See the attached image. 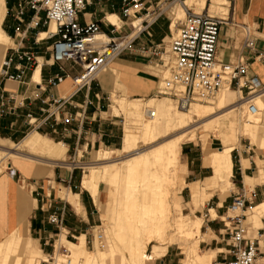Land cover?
<instances>
[{
	"label": "crops",
	"instance_id": "0c3cea01",
	"mask_svg": "<svg viewBox=\"0 0 264 264\" xmlns=\"http://www.w3.org/2000/svg\"><path fill=\"white\" fill-rule=\"evenodd\" d=\"M142 1L144 10L139 14L144 12L150 18L138 17V15L133 18H142L143 22L145 20L142 25L146 27L148 33L139 34L138 32L135 35L132 33L130 23L132 17L127 18L124 14V0H90L85 9L80 12L79 21L82 24L100 22L101 34L107 37L127 36V39L135 37L134 43L142 40L143 36L146 38L143 41L147 44L168 37L173 31V24L178 12L177 7L176 10H173L174 6H177L176 2L172 3L170 0ZM18 3V0H5V10L4 12L0 10V27L13 40V45L0 44V68L3 60L14 53V49L33 52L37 57V63L23 83L6 80L0 76V137L9 145L10 143L16 144L15 140L22 143L32 134L40 133L44 143L48 144L49 148L44 150L43 147H39L34 151L38 155H42L40 160H29L25 157L11 160L9 167L16 169V174H12L9 167L0 173V243L9 238L14 231L22 230L25 234L28 229L26 234L31 245L32 255L36 256L45 250L49 251L48 254H50L54 240L60 236H65L66 241L71 244L80 243L82 238H85L87 243L98 213V210L92 208L95 198L87 189L91 198L83 190L80 193H74L58 187V191L55 193L53 192L54 188H50L48 183L51 182V179H55L58 184L69 183V188H72L71 183L74 181L75 169L77 168L76 165L71 167L72 164L67 163V153L72 147L85 153L97 146L117 143L115 141L118 140L119 135L115 132L116 128L110 123L106 124L102 116L105 90L112 87V97L141 100L143 98H131V95L151 96L156 90L158 78L147 69L146 57L140 51L133 49L134 43L132 42L131 46L110 62L109 66L113 65L112 67L107 66L104 72L99 73L97 80H100L103 86L102 90L94 87L96 80L91 90L83 89L73 97V104L79 106L83 105L87 99L92 101V104L85 107L84 118L74 120L69 124L59 123L54 126L46 124L35 129L28 124V113H33L35 117L41 118L43 116L42 109L48 107V102L52 97L61 98L71 95L75 90L73 77L80 72V67L71 62L65 63V68L70 76L57 85L49 83V79L60 72V64H54L51 60V48L55 38L48 39V36L45 39L40 38L41 33L47 32V27L43 22L37 27L30 25L34 15L33 10H27L23 18L24 22L20 23L16 16ZM177 4L183 5L187 10L190 8L184 2ZM195 4L203 6L202 11L204 10V12L210 11L212 8H217V11L222 8L229 10L227 15L217 14V16L226 19L220 31L217 51L219 61L233 62L241 55L246 27L250 28L256 35L258 49L264 51V0H198ZM191 9L194 10V8ZM110 15L118 16L119 26L108 20ZM40 16L42 20L45 19L44 12ZM19 25L20 30H17ZM150 37L154 40H151ZM39 66H41V81L35 82L34 75ZM12 71L16 72L14 69ZM250 75L257 76L264 86V62L260 60L252 62ZM239 90L241 89L230 88L232 100L239 97ZM241 91L248 92L247 89ZM262 94L264 95V93ZM21 99L24 100V106L16 107L17 102ZM262 100L264 103V96ZM68 110L73 113L82 112V108H75L72 105H68ZM107 114L110 113L107 112ZM233 114L235 111L224 118L222 136L219 137L223 142L222 148L232 144L236 147L238 145L237 123L231 119ZM1 132H4L6 137H2ZM249 137L253 141H257L259 128L255 136L249 135ZM259 142L261 152L257 153L252 148L254 150L252 153L243 152L244 155L240 156L238 165H235L233 160V174L231 176L234 189L230 196L245 191L248 201L255 206L264 203V172L261 173L262 169L264 171V137H260ZM61 143L64 145V149L61 148ZM123 147L124 142L121 148L111 150L114 152L121 151ZM195 151V148L186 146L182 148L181 154L190 175H194L195 179L192 184L201 181L199 183L204 186L206 180L212 177V175H207L211 166H206L204 160L200 159V166L195 167ZM22 153L29 155L26 151ZM225 201H218L217 207L214 208L217 213L224 206ZM95 202L98 204L97 201ZM255 206H252L251 209ZM229 209L234 211L232 204L229 205ZM53 213H57L61 217V224H53L49 221V217ZM25 221L28 222L27 227ZM213 221L215 230H219L223 236L218 234V241L225 242L226 240V243H222L220 246V242H216L217 248L220 250L218 255L214 249L206 252H215L219 263L226 264L233 258V247L228 237V230L226 224H222L216 219ZM260 222L259 224L254 221L257 225H253L254 223L251 225L253 233L255 232L254 227H257L258 237L253 238L260 245L261 254L258 261L260 264H264V213L260 215ZM222 231L225 233L222 234ZM71 238L77 239L78 242L69 240ZM224 249L225 251H223ZM154 260L155 258L147 262ZM147 262L146 264H148Z\"/></svg>",
	"mask_w": 264,
	"mask_h": 264
},
{
	"label": "bare ground",
	"instance_id": "6f19581e",
	"mask_svg": "<svg viewBox=\"0 0 264 264\" xmlns=\"http://www.w3.org/2000/svg\"><path fill=\"white\" fill-rule=\"evenodd\" d=\"M197 2L198 0H186L185 4L186 6H192ZM0 10L4 12L5 0H0ZM186 10L183 5L179 7L173 24L175 32H178L176 20L179 21L180 17L186 14ZM108 20L112 24L120 25L117 15H110ZM142 23V18L133 19L132 33L134 35L143 29ZM57 29V24L52 22L50 32H56ZM48 35V32H43L40 38L45 39ZM98 38L101 41L108 39L104 34H99ZM11 42L13 40L0 27V44L8 46ZM106 67L101 72H104ZM165 75L168 76V74ZM34 81H41V66L35 71ZM162 83L163 81H161V85ZM230 88L228 85L225 86L210 101L216 103L217 106L231 104L220 112L215 110L217 107L212 105L192 104L188 112L173 113L172 108L174 105L166 102L168 98L165 102L157 104L155 109L151 108L149 104L154 103L156 98H151L148 100V106L145 107V115H142V101L140 99L112 97L113 104L109 113L118 116L126 114L127 117L132 118L133 125L127 124L125 127L124 147L121 150L128 155L115 159L113 157L114 151L104 148L93 150L92 159L97 163L87 165L89 171L82 180L83 188L90 191L99 204H101V185L102 183L107 184L108 200L103 205L104 209L102 208V210H104L103 215L107 218V234L109 233V237L107 236V239L101 241L100 239H103L104 235L98 233V240L95 243L96 248L90 250L87 247L85 238H82L80 243L71 244L66 241L65 236H60L59 243L57 242L55 246L57 256L54 257L55 261L50 262L48 256L43 253L25 258L24 250L20 245L24 244L28 229L25 234L22 230H17L0 243V264H32L35 261H38L37 264H44L45 262H49L48 264H116L114 256L117 251L121 253L120 264H146L148 260H152L157 256L160 257L159 254H164V250L168 247L166 241L168 239L167 233L170 230L183 233L191 240L201 236L203 219L193 215H185L181 212V197L179 194L185 180L184 177H181L182 175L177 174L176 166L180 164L183 145L197 139L196 128L192 129V124L196 121V118L203 122L202 126L205 129H216L219 138L222 136L224 118L247 105L249 110L247 123L241 126L240 130L247 135H256L260 124L259 117H262L261 114L264 109L262 100L264 95L257 94L253 96L252 100L258 107V112L253 113L249 109L248 99L243 96V92L239 90L238 98L239 101H242L236 103V100L234 101L230 97ZM151 110H155V117L150 116ZM173 131H178V133L172 134L173 136L167 139H162V134L167 136ZM43 140L42 134L34 133L22 143L13 145L16 151L7 152L6 149L1 147L4 146V141L0 137V172L2 170L1 162H6L7 156L15 159L25 157L29 160H40L42 155H38L33 150L39 147L47 150L49 145L45 144ZM208 144V140L203 143L205 162L211 166L214 174L206 180L204 186L199 183L200 181L190 186L195 207L209 200L216 188L220 189L225 197V192L233 185L231 180L233 174L232 151L236 146L232 144L221 149H210ZM60 146L63 149L65 148L62 143ZM23 151H26L29 155L23 154ZM100 161L104 163L98 164ZM263 172L262 169L261 173ZM110 193L114 194L112 198ZM64 197H66V194H64ZM173 206H175V209ZM173 209L174 211L178 210L179 215L177 217L174 215ZM251 211L252 218L260 224L262 222H260V215L264 213V203L253 207ZM211 212L212 217H216V211L211 209ZM25 224L27 227L28 222L25 221ZM170 240H173V238ZM153 241L157 243L154 245V250L149 252L148 245ZM197 241L200 242L198 239ZM199 244L195 242L187 247L185 264H216L213 262L216 253H200ZM61 249L64 250V253H61ZM161 249H164L162 254L160 253ZM12 252L16 253L14 259L10 255ZM108 258H111L110 262H108Z\"/></svg>",
	"mask_w": 264,
	"mask_h": 264
},
{
	"label": "built area",
	"instance_id": "2783aa9c",
	"mask_svg": "<svg viewBox=\"0 0 264 264\" xmlns=\"http://www.w3.org/2000/svg\"><path fill=\"white\" fill-rule=\"evenodd\" d=\"M18 1L16 16L20 23L24 22L23 18L27 10H33L34 15L30 25L37 27L43 22L49 33L47 38H55L51 48V60L54 64H60V72L50 78L49 83L57 85L70 76L65 63L71 62L80 67V72L73 77L74 92L61 98L52 97L48 107L42 109L41 118L28 113V124L39 129L46 124L52 126L59 123L69 124L84 118L85 107L92 104V101L87 99L79 106L73 104V97L83 89L91 90L101 70L126 50L135 37L127 39V36H108L106 41H101L98 38L102 33L100 22L82 24L79 21L80 12L90 0ZM171 2L185 3V0H171ZM124 4V14L128 18L136 17L144 9L142 0H124ZM42 12L45 13L44 20L40 16ZM225 20L224 17L209 12L198 13L188 8L185 18L177 22V34L172 36L169 47L165 49V53L171 56L172 63L165 62L163 58L164 51L161 48L163 44L157 45L154 50H149L160 58L163 66L169 67L170 76L160 85V92L174 97L178 108L188 109L196 102L211 101L228 85L241 90L247 89L249 109L253 113L258 112V107L252 99L254 95L264 93V86L257 76L250 75V65L257 60L264 62V51L258 49L256 35L246 27L241 55L233 62L219 61L218 43ZM52 22L58 26L56 32H50ZM17 30H20V25ZM36 63L37 57L33 52L14 49V53L3 60L0 76L6 80L23 83ZM13 97L15 98V95ZM68 105L82 108V112L73 113L68 110ZM20 106H24L23 99L16 104V107ZM150 116H156L155 110H151ZM10 172L16 174L17 170L10 167ZM251 205L245 191L235 194L232 209L239 213L229 216V221L226 223L233 247V258L226 264H258L261 254L260 245L256 239L249 236L245 224L247 211ZM49 221L59 225L61 217L53 213Z\"/></svg>",
	"mask_w": 264,
	"mask_h": 264
},
{
	"label": "rangeland",
	"instance_id": "374dc122",
	"mask_svg": "<svg viewBox=\"0 0 264 264\" xmlns=\"http://www.w3.org/2000/svg\"><path fill=\"white\" fill-rule=\"evenodd\" d=\"M177 3L178 2H176L177 6H174L173 10H176V7L179 9V7L182 6L181 4H177ZM187 7L194 8V10L196 12H198V13L204 12V10L202 11L203 6H201L200 4H193L192 6L188 5ZM216 9L217 8H212L210 11H207V12H210L213 15H217V14H219V15H227L229 13V10H226V9H223V8L220 11H217L218 9L217 10ZM144 16L147 17V18H150V17L146 16V14L144 12L142 14H138V17H144ZM185 16H186V14L184 16L180 17L181 18L180 20L184 19ZM130 18H131V16H130ZM133 19L134 18L132 17V19L130 20L131 26H132V20ZM176 22H178V20H176ZM132 29H133V27H132ZM141 33H148V31L146 30L145 26H143V30L139 34H141ZM176 33L177 32H175L173 30L172 32H170L168 37H166V38H164V39H162L160 41L153 42V43L149 42V44L144 43L143 40L146 39V38H144V36L142 37V40H140V41H136L135 43L132 41L134 43V44L132 43L133 44V46H132L133 49L137 50V51H140L142 53V55L146 57V59H147L146 60L147 69L151 73L156 75V77L158 78V84H157L156 90L154 91V94H152L151 96H146V97L143 96V97H141V96H132L131 95V98H143V99H141V101H142V104H141L142 115L143 114L145 115L146 111H144V110H145V107L148 106L147 104H149L148 103V99H150L152 97L156 98V101L154 103H152V104H149V105H151V108H154V109H155V106L157 104H161V103L165 102V100L167 98H168V100H166V102L175 106V107L173 106V108H172L173 109V113H181L182 114V113L188 112L190 110V108L192 107V105H191L188 109L178 108L177 107V102L174 99V97H171L170 95L162 94L160 92L161 91V87H160L161 81H164L165 78L170 76L169 67L163 66V63L160 61V58L158 56H156L155 54L151 53L152 51H149V50H154V48L156 47L155 45H158V44L162 43L163 46H161V48H163V51H164V57L163 58H164L165 62H170V64H171L172 63V58H171V56H169V53H165V49H167L169 47V43H170V41L172 39V36L175 35ZM150 38H151V40L152 39L154 40V38H152V37H150ZM9 45H13V42H11ZM112 66L113 65H111L109 67H112ZM165 74H168V76H166ZM99 78H100V76H99ZM94 87L95 88H99L100 90L103 89V86L100 83V80L99 81L97 80V82L94 85ZM231 89L238 90L237 87H235V86L231 87ZM120 93L121 92L119 91V94ZM112 96H113L112 87L109 88V89L107 88L105 90L104 97H103V106H102L103 113H102V116H103V120L106 121V124L110 123V124H112L111 126L116 128L115 132H117V135H119V138L117 137L118 140L115 141L117 143L110 144V145L106 144V145H102V146H99V147L97 146L96 148H93V149H91V150H89V151H87L85 153L81 152V151H77V150H75V148L72 147L70 149L69 153H67V163L72 164V165H70L71 167H73L74 165L77 166V168L75 169L74 181L71 183L72 188H69V183L58 184L55 179H51L50 180L51 182L48 183V184L50 185V188L51 187L54 188L53 192L57 193L58 187L65 188V189L70 190V191H72L74 193H80L83 190L85 193H88L90 198H91V194L86 189H84L82 187L81 183H82L83 176L86 173H88V171H89V168L87 167V165H89V163L90 164H94L96 162V161H94L92 159V155H93L92 151L93 150L94 151L95 150H100L102 148L107 149V150L121 148L122 147V143H123V136H124V133H125L126 125L127 124L133 125V122L131 120L132 118L130 116L127 117L126 114H120L119 116H113V115L107 114V112H109V110L111 108V105L113 104ZM243 96L247 97L248 96V92H243ZM233 100L234 101L236 100V103H239L240 101H242V100L239 101V98L237 99V97L234 98ZM237 100H238V102H237ZM194 105H202V106L212 105L213 107H217L215 110L220 112L223 109H225V107H228L231 104H227L228 106H226V105L217 106L216 103H212L210 101H204V102H196V103H194ZM157 114H158V112H157ZM248 114H249L248 106L244 105L241 109L236 110L235 114H233L232 117H231L232 120L236 121L237 127H238V133H237L238 134V139H239L237 141L238 145H237L236 149L232 152V157H233L235 165L239 164L240 156L242 154L244 155V153H243L244 151H246L247 153H252V152H254L253 149H255L256 152L259 153L262 150L260 142H259V139H260V137H264V111H262V114H261L262 117H259L260 126L258 125L259 138L256 139L257 141H253L249 137V135L244 134L240 130L241 126H243V125H245L247 123ZM125 116H126V118H125ZM240 119H241V121H240ZM239 122H241V123H239ZM202 123L203 122H201L200 120H198L196 118V121L192 124L193 125L192 129L196 128L197 139L195 141L186 142L183 145V147L189 146V147H193V148L196 149V151L194 153L195 158H196L195 163H194L195 167L196 166L197 167L200 166V164H201L200 163V159L204 160V164L206 166H209V165H207L205 163V150L203 148V143H204L205 140L209 141L208 145H209L210 149H217V148L221 149L223 147L222 140L217 137V131H215L216 129L207 130V129H205L202 126ZM194 125H196V126H194ZM258 128H257V130H258ZM176 133H178V131H173V132H171V134H169L167 136H163L165 134H162L161 137H163L162 139L164 140V139H167V138L173 136L172 134H176ZM213 134L216 135V136H214ZM23 135H26V134H23ZM44 135H46V134H44ZM1 136L2 137H6V134L4 132H1ZM48 137L52 138L51 136H48ZM3 143H4V146H1V147L6 149L7 152H13V151H16L13 145H16V144H18L20 142H18V140H15L16 144L10 143L9 145H7L5 142H3ZM144 147H147V146H144ZM33 151H35V150H33ZM126 155H128V154L125 153V152H122V151H115L113 153V157L115 159L116 158H123ZM14 159L15 158L7 156L6 157V162H3V161L1 162V166H2L1 172H3L4 170H7L9 165H10L11 160L13 161ZM100 163L103 164L104 162L103 161L98 162V164H100ZM192 170H194L193 167H192ZM176 171H177V174L178 175L179 174L182 175L181 177H184V180H185V184L182 186V190H181V192L179 194V196L181 197L180 198V203H181L180 209H181V212L183 214H185V215H190V216L193 215L195 217H200V218L203 219L204 222H203V225H202V234H201L202 237L199 236V237L193 238L191 240L183 233H180V232H177V231L173 232V230H170L167 233V237H168V239L166 241L167 242L166 245L168 246L167 249H166L167 251L164 250V249H161V252H160L162 254L165 251L164 252L165 255L164 254H162V255L159 254L160 257L157 256L158 258L156 257L154 261H150L148 264H162V263L163 264H169V263H171V264H185L184 260L187 257V247L191 246V244L193 245L195 242L200 243L199 244L200 253H205L207 250L214 249V250L217 251V255H218L220 250L217 248V243L216 242H220L219 244L221 246L222 243H226V240H225V242H222L221 240L218 241V238H219L218 234L221 235V232H219V230L218 231L215 230V227H214V224H213V222H214L213 219H216L220 223L222 222V224H226L229 221V218H228L229 216H234L235 214H237L239 212V211L238 212H234V211L229 209V205L233 203V199H234V196H235V195H233L232 197L230 196L232 190L234 189L233 185L230 186V188L225 192V197L223 196L222 192L219 189H216V190H213V192H212L213 195L209 199L210 201L207 200L204 203H200L197 207H195L193 205L191 189L189 188L192 185V183H194V179L195 178H194V175H192V174L190 175V173L188 171V168H187V166L185 164L184 157L182 156V154L180 156V164H178V166H176ZM207 175H213V169L211 167L209 168V172H208ZM113 196H114V194L110 193V197L112 198ZM100 200H101V204H99V203L97 204L95 202V200H94V204H93V207H92V208L98 210V213H97V216H96V221L92 225L93 227L90 230V234H89V237H88V240H87V247L90 250H95L94 249V248H96V244L95 243H97L96 240H98V235L99 234H103L104 235V238L100 239L101 241H103V240H105V239H107L109 237V233L107 234V232H108V229H107V218L103 215L104 214V210H102V208L104 209L103 205H105L107 203V200H108L107 184H105V183H102V185H101ZM219 200H221V201L226 200V201L224 202V206H222L220 208L219 212L218 213L216 212V214H217L216 217L212 218L211 209H214V208L217 207V203H218ZM172 205H173V203H172ZM252 206H255V205L254 204L251 205L250 209L247 211V221H246L245 224H246V226L248 228V232H249L248 234L253 238V237H258V232H257V227H254L255 232L254 233L252 232L253 230H252L251 223H254V221H255L252 218V215H251V207ZM174 207L175 206H173V208ZM174 209H173L174 215L177 217L179 215L178 214L179 212H178V210L174 211ZM253 225H256V223H254ZM223 233H225V231H222V234ZM228 237H229V235H228ZM59 238L60 237H57L54 240V242H53L54 246L52 247V251L50 250V254H48L49 251H46V250L43 251L42 250L43 253L48 256V258L50 259V262L55 261L54 257L57 256V248H55V245H57L56 244L57 242L59 243V241H58ZM171 238H173V240H170ZM197 239L200 240V242L197 241ZM69 240H72L74 242H78V240L75 239V238L74 239L71 238ZM156 243H157L156 241H153L151 244L148 245L149 252H152L154 250V245ZM20 246H21L22 250H24V257L25 258L31 257V255L33 253H32V249L30 247L31 245L29 244L28 236L25 238L24 244H21ZM261 248L263 249L262 245H261ZM41 249H43V248H41ZM162 250H164V251H162ZM223 251H225V249ZM62 252L64 253L63 249H61V253ZM10 255L12 256V259H14V256L16 255V253L12 252ZM120 255H121V253L119 251H117L115 253L114 258H115V263L116 264H120ZM217 255H216L215 259H213V262L217 263V264H220L219 263V259L217 258ZM110 261H111V258H108V262H110ZM37 263H38V261L37 262L35 261L32 264H37ZM48 263L49 262H45L44 264H48ZM258 264H260V262H258Z\"/></svg>",
	"mask_w": 264,
	"mask_h": 264
}]
</instances>
